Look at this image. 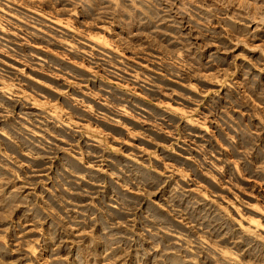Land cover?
I'll return each instance as SVG.
<instances>
[{
  "label": "rangeland",
  "instance_id": "1",
  "mask_svg": "<svg viewBox=\"0 0 264 264\" xmlns=\"http://www.w3.org/2000/svg\"><path fill=\"white\" fill-rule=\"evenodd\" d=\"M0 264H264V0H0Z\"/></svg>",
  "mask_w": 264,
  "mask_h": 264
}]
</instances>
